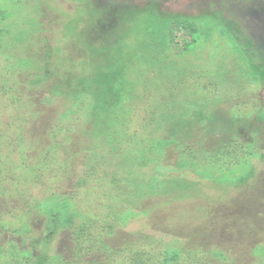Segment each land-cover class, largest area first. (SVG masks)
<instances>
[{
  "label": "rangeland",
  "instance_id": "rangeland-1",
  "mask_svg": "<svg viewBox=\"0 0 264 264\" xmlns=\"http://www.w3.org/2000/svg\"><path fill=\"white\" fill-rule=\"evenodd\" d=\"M0 9L5 12L0 19V163L3 168L0 169V259L9 264H33L34 257L29 258L22 251H30L34 256L44 251L40 243L48 234V218L37 205L53 192L73 193L71 197L77 201V208L88 210L97 219L106 214L119 216L124 210L117 205L116 198L108 194L112 191L106 175L95 174L88 180L80 171L84 169L83 163L66 162L73 151L66 139L67 128L60 129L53 142L46 140L43 121L49 125L47 119L63 108L62 99L51 103L50 116L41 112L43 120L40 122L34 118L33 111L44 106L40 98L46 97L53 84L64 82V75L93 74L97 65L110 63L120 42H127L128 59L145 55L139 44L133 45L141 33L137 27L156 12L155 18L162 20L201 16L216 17L218 20L212 24L221 18L232 20L236 23L237 30L232 32L236 41L249 39L255 44L253 64L259 70L253 71L263 75V79L250 81L242 54L218 33V24H202V37L195 50L176 60L187 76L179 80L165 77L160 89L155 85L139 88L133 106V125L137 126L133 128L141 129V114L155 112L152 107L156 104L163 106L168 98L189 94L201 105L205 104L204 115L187 119L189 123L183 132L192 136L189 142L202 137L208 147L220 148L221 140L225 141L228 134H239L236 136L242 142L256 139L257 143L251 145L253 155L250 163L245 164L248 169L238 167L239 162L235 161L230 165L231 171L218 178L219 181H205L200 196L189 199L163 196L162 200H168L166 224L164 218L159 220L140 214L125 227L118 226L120 232L116 231L115 240L130 232L136 233L135 236H154L162 227L170 233L161 235L165 241L175 235L193 241L211 239L208 248L196 251L193 264H264V161L257 154H264V0H0ZM29 18H35L38 23L32 31ZM68 22L78 25L77 30L68 27L73 33L65 30ZM21 26L31 31L26 43L20 40ZM23 49L30 51L26 56H33L29 69L16 66L17 55ZM159 54L160 51L156 53L161 56ZM147 59L141 62H149ZM138 67L137 61L138 73L148 71ZM156 74L157 71L153 72L147 79ZM20 82L23 85L19 86ZM179 82L181 87L187 88L186 93L169 96L167 87H176ZM27 93L34 103L27 104L30 98H25L28 106H22L17 98ZM35 138L48 147L47 158L36 175L38 178L30 174V168L37 162L35 158H40L35 154L39 150L33 143ZM177 155L171 152L173 161ZM26 156L30 165L26 164ZM218 159L224 165V161L230 160L227 152ZM242 172L245 176L253 173V176L250 174L246 184L239 185L237 180L241 179ZM30 206L35 208L33 213ZM145 206L143 202L139 208ZM93 228L96 232L99 230ZM68 240L67 231L60 230L51 243L56 250L50 253H65ZM143 243L148 249L161 250V246L152 244L149 238ZM183 258L186 257L183 255ZM187 258L182 259L181 264H192ZM109 264L122 262L116 258Z\"/></svg>",
  "mask_w": 264,
  "mask_h": 264
},
{
  "label": "trees",
  "instance_id": "trees-1",
  "mask_svg": "<svg viewBox=\"0 0 264 264\" xmlns=\"http://www.w3.org/2000/svg\"><path fill=\"white\" fill-rule=\"evenodd\" d=\"M155 13L148 16L138 27L136 23L141 33H139V39L134 40L133 45L139 44V48L145 54L144 57L139 54L140 58L128 59L129 56L125 51L127 42L125 41V44L120 42L116 47L115 55L112 54L110 63L107 61L106 64L97 65L92 70L93 74L64 75V82L53 84L46 97L40 98L44 106L33 111L34 118L40 122L41 119L43 120L44 113L50 116L51 103H55V99H62L63 108L58 110L56 116L51 115L50 119H47L49 125L47 126V121H43L44 126L46 125V140L53 142L57 132L67 128L66 139L74 155L72 151L66 162L83 163L84 169L80 168V171L86 174L85 179L88 178V180L95 174L106 175L105 178L110 181L112 191V194L110 192L108 194L116 198L119 207H124L119 214L120 217L106 214L97 219L88 210L83 211L77 208V201L73 196L71 197L73 193L53 192L44 196L37 205V208L43 210L48 218V234L41 239L40 243L44 251L37 256L30 251H22L23 255H28L29 258L34 257L33 264H109L116 258H119L122 264H181L180 261L187 257L193 264L196 261L194 260L196 251L203 247L208 248L211 244L210 235H208V241L186 240L176 235H172V239L165 241L161 235L168 236L170 233L162 227L155 232L154 236L141 237L130 232L127 236L115 240L116 231L120 232L118 226L125 227L131 219L140 214L151 215L159 220L164 218V224H166L165 215L169 212L166 210L168 200H162L163 196L175 195L176 199L200 196L203 193L204 182L209 180L214 182L222 178L226 172L231 171L230 165L235 161L239 162L238 167L245 166L247 162L250 163L249 158L253 155L251 145L257 143L256 139L252 142H242L241 138L236 136L239 134L232 136L228 134L225 141L221 140L223 142L220 148L208 147L206 144L208 142L202 137L189 142L188 139L192 136L183 132L184 127L189 123L187 119L204 115L205 104L201 105V102L185 94L187 88L181 87L180 82L176 87H167L166 93L169 96L184 93L186 97L188 95L190 97L186 98L183 95L179 96L181 99L168 98L163 106L161 103L156 104L157 107H152L155 112L150 115L141 114L143 116L139 124L141 129L136 131L133 128L137 126V124L133 125L135 113L133 106L137 102L139 88L141 86L151 88L155 85L160 89L163 79L179 80L186 77L184 67L179 66L176 60L195 50L194 47L198 45L202 37V24L209 26L215 22L214 20H218L213 16L162 20L156 19ZM4 14L5 12L0 9V19L4 18ZM28 21L32 31L38 23L35 18H29ZM215 24H218V33L225 36L228 42L242 54L246 63L244 70L250 81L261 82L263 75L253 71L259 70L253 64L255 44L249 39L239 43L236 41V37L232 34L237 30L234 27L236 23L232 20L221 18L212 25ZM69 26L72 30L78 28L76 23L68 22L65 24L66 32ZM30 30L21 26L20 40L24 43L29 41ZM137 51L138 48L135 54ZM159 51L161 56L156 55ZM28 52L30 54V51L25 49L19 51L16 66L29 69L33 56H26ZM147 58L149 62H141L148 61ZM137 61L139 69L147 68L148 71L141 70V73H138ZM151 69L154 70L153 72L157 71V74L147 79L153 73L150 72ZM20 85L23 84L20 82ZM64 87H68L72 92L65 90ZM27 92L30 91L27 90ZM29 94H20L21 98H17L22 106L34 103ZM25 98H30L27 104ZM33 143L39 147L35 154L38 153L40 158L38 160L35 158L37 162L30 168V174L38 178L36 175L42 169L40 164L47 158L48 147L45 148L44 141L39 143L36 138ZM172 151L178 154L175 161L171 158ZM226 152L230 160L224 161L226 162L224 165L218 158ZM257 154L264 161V154L261 152ZM241 156L244 158L241 159ZM27 157L26 164L30 165ZM240 160L244 161L240 163ZM222 165L226 168L223 169ZM1 166L2 163H0ZM248 168L245 166V170ZM252 170L254 172V169ZM250 174L253 176V173ZM250 174L245 176L242 172V176H239L241 179L237 180L238 184H244L251 176ZM194 177H198L201 181L198 182ZM210 187L213 188V185ZM154 201L156 202L152 204ZM143 202L146 206L140 209L139 205ZM29 210L33 213L35 208L30 206ZM93 227L99 230L96 232ZM60 230L67 231L69 234L68 243L64 247L67 252H57L52 255L51 250L56 248L51 243ZM22 232H25L24 228ZM147 238L151 239L152 244H159L161 250L146 248L143 240ZM190 242H192L191 246ZM183 255L186 258H183ZM0 264L9 263L0 259Z\"/></svg>",
  "mask_w": 264,
  "mask_h": 264
}]
</instances>
